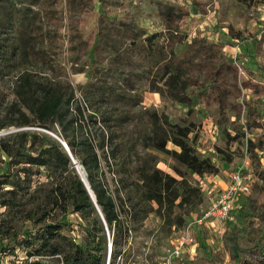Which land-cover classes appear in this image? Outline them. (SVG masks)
Returning a JSON list of instances; mask_svg holds the SVG:
<instances>
[{"label":"rangeland","instance_id":"rangeland-1","mask_svg":"<svg viewBox=\"0 0 264 264\" xmlns=\"http://www.w3.org/2000/svg\"><path fill=\"white\" fill-rule=\"evenodd\" d=\"M86 3L85 10L72 9V4L63 0L59 24L52 26L42 16L43 0H0L9 65L0 87L12 101L15 83L25 71L35 81L63 82L66 98L71 92L74 95L71 111L77 103L82 106L87 129L97 123L111 132L113 142L105 148L98 140L94 144L102 168L97 185L114 201L126 227L119 264H208L209 260L236 264L225 244L229 238L237 241L240 260L247 259L252 247L264 248V96L259 99L255 90L243 84L249 81L264 87V0ZM125 24L132 31H126ZM120 27L122 34L113 30ZM231 29L246 32V37L233 39ZM153 34L162 36L170 57L179 56L194 39L221 46L223 60L239 67L237 76L224 74L228 91L222 99L212 94L207 73L192 65L178 77L175 72H160L158 62L135 46H143L145 37ZM177 37L183 40L171 49L170 41ZM186 77H197L199 85L182 89ZM53 128L64 140L60 127ZM22 132L47 134L34 126L11 127L0 132V138ZM185 147L188 156L202 164L203 175L180 163ZM9 161L0 152V183H9L0 184V264H64L68 241L92 249L95 243L88 230L93 227V217L85 218L72 207L66 212L64 206L47 208L44 203L52 189L65 188L69 173L51 166L33 167L28 185L29 179L21 172L28 165H10ZM243 165L253 175V186L236 202L235 222L226 223L225 230L202 228L196 233L195 244L187 246L181 257L170 258L186 224L179 227L151 199V190L158 187L155 173L174 179L182 195L198 190L192 212L183 206L188 222L209 207L220 190V176L226 178ZM120 166L127 167L125 175ZM213 167L218 174L210 173ZM8 174L11 176L6 178ZM13 189L18 200L9 193ZM7 201L12 208L3 206ZM51 225L61 226L52 240L47 234ZM106 234L109 264L113 234L107 229ZM46 242L50 247L43 249ZM53 249L60 254L50 256Z\"/></svg>","mask_w":264,"mask_h":264},{"label":"trees","instance_id":"trees-1","mask_svg":"<svg viewBox=\"0 0 264 264\" xmlns=\"http://www.w3.org/2000/svg\"><path fill=\"white\" fill-rule=\"evenodd\" d=\"M89 1L67 0V2L72 4V9L78 8L80 10H85L87 6L86 2ZM62 2L63 0H43L42 16L52 26L59 24V14L63 12ZM73 22L77 23L74 20ZM123 26H125L126 31H132L130 25L125 24ZM113 30L122 34V27ZM3 32L4 28L0 20V82L5 75V70L9 67L5 60ZM230 35L233 39L241 40L246 37V32H236L231 29ZM161 40V35L153 34L145 37V44L143 46H135L140 50H144L155 62H158L159 71L163 74L175 72L176 77H178L177 74H185V69L191 65L205 71L212 81L210 88L211 92H213L212 94L215 98L222 99L225 94L224 91H228L224 83V74L231 72L234 76H237L239 67L223 60L220 51L221 46L204 45L199 43L197 39H194L187 44V48L179 56L170 57ZM182 40L181 37L172 39L169 46L171 49H174L175 45L182 42ZM203 58L207 60V63L202 64ZM243 84L245 88L255 90L259 99L264 96V87H260L249 81H245ZM191 85H199L197 77H186L182 89H186ZM67 92L68 90L65 88L63 82L52 83L47 79L45 81H35L33 75L25 71V73L20 75L13 88L15 100L10 101L6 99L0 87V132L11 127L21 129L30 126L53 132L54 125L60 127L64 141L68 144L72 155L86 173L108 229L113 234V247L110 253L109 264H119V259L123 253V240L126 227L117 212L114 201L107 195L106 191L97 185L100 182L102 168L100 157L94 144V140H98L101 148H105L107 143L113 142V135L102 125L97 126V123L93 126H88L87 129L82 106L77 103L72 112L71 98L74 95L71 92L70 97L66 98ZM30 115L34 117L36 123H33ZM71 133L74 134L72 138H70ZM0 152L8 157L10 165H28L21 170V172L26 174V178L29 179L26 180L28 185H31L30 175L34 174L33 167L51 166L56 171L63 170L69 173L70 180L65 184V188L57 187L45 196V206L56 209L64 206L65 212L68 208L72 207L75 213L81 214L85 218L93 217V227L88 230V233L93 239L95 246L88 250L68 241L69 249L65 251L63 262L64 264H107L106 250L108 240L106 228L80 175L76 172L70 155L61 143L51 138L48 133L22 132L10 138H0ZM179 159L181 164H185L194 172L201 175L204 174L202 164L196 157L188 156L186 147L179 156ZM120 167L124 170L123 174L125 175L127 167ZM210 173L216 175L218 174V169L213 167ZM4 176L8 178L11 175ZM155 177V183L158 187L151 190V199L164 208L165 217L173 218L179 227H183L188 219L183 213V206L186 204L185 208L189 207L190 212H192L193 208L197 206L195 199L198 190L190 189L186 194L182 195L180 190L174 186V179L159 171L155 173ZM0 184L1 186L9 185L8 181ZM130 186L132 187L133 184ZM137 186L139 185L137 184ZM9 193L15 194L13 200H18L15 189L9 190ZM117 194L120 196L119 192ZM144 197L145 195L143 194L139 196V199L143 200ZM11 204L7 201L3 203V206L12 208ZM60 230L61 226H49L47 234L50 236V240L56 239V234ZM49 244L50 242H46L45 245H42L43 249L50 247ZM225 244L231 249L236 264H264V248L258 250V246H254L249 249L250 255L247 259L240 260L237 256V241L229 238L225 241ZM42 253L40 251L37 252L39 256ZM59 254L58 249H53L49 253L52 257H56ZM207 262L208 264H216L213 260ZM34 264L42 263L37 262Z\"/></svg>","mask_w":264,"mask_h":264},{"label":"built area","instance_id":"built-area-1","mask_svg":"<svg viewBox=\"0 0 264 264\" xmlns=\"http://www.w3.org/2000/svg\"><path fill=\"white\" fill-rule=\"evenodd\" d=\"M246 166L240 167L230 175L226 188L215 194L209 207L198 217L193 215L177 237L171 257H181L189 245L197 242V232L202 228L208 230H225L226 223L236 220V202L247 195L253 186V175L247 172ZM218 226V229L216 227Z\"/></svg>","mask_w":264,"mask_h":264},{"label":"water","instance_id":"water-1","mask_svg":"<svg viewBox=\"0 0 264 264\" xmlns=\"http://www.w3.org/2000/svg\"><path fill=\"white\" fill-rule=\"evenodd\" d=\"M42 129V128H41ZM43 131H46L48 134L52 135L59 143H61V145L66 149V151L68 152V154L70 155L71 157V160H72V163L74 164V166L76 167L77 171H78V174L80 175L82 181H83V184L85 185L91 199H92V202L95 206V208L97 209L98 213H99V216L105 226V228L107 229V231L109 230L108 229V226H107V223L105 221V218L103 216V213L101 212V209L97 203V200H96V196L93 192V190L91 189V186L88 182V179L86 177V173L85 171H81V168L82 166L80 164H78V161L74 158V156L72 155V152L70 151V148L68 146V144L62 140L58 135L54 134L53 132L49 131V130H45L43 129ZM3 133H0V135H2ZM110 245H111V241H110Z\"/></svg>","mask_w":264,"mask_h":264},{"label":"crops","instance_id":"crops-1","mask_svg":"<svg viewBox=\"0 0 264 264\" xmlns=\"http://www.w3.org/2000/svg\"><path fill=\"white\" fill-rule=\"evenodd\" d=\"M220 177H221V180L219 179V181H218L219 183H217V181H215L217 184L220 185L219 192L222 191L224 188H226V186L228 185V183L230 181V175L228 177H226V178L224 176H222V175ZM216 194H217V192H216Z\"/></svg>","mask_w":264,"mask_h":264}]
</instances>
